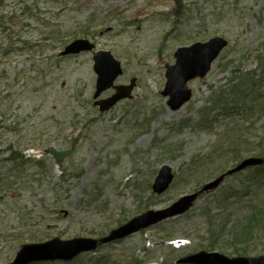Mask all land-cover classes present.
I'll return each instance as SVG.
<instances>
[{"label": "rangeland", "instance_id": "1", "mask_svg": "<svg viewBox=\"0 0 264 264\" xmlns=\"http://www.w3.org/2000/svg\"><path fill=\"white\" fill-rule=\"evenodd\" d=\"M216 36L229 47L204 79L190 84L192 100L171 110L160 94L165 66L177 48ZM81 37L122 61L119 83L137 77L132 100L98 110L92 53L58 56ZM263 42L264 0H0V264H10L24 244L97 238L147 209L166 208L245 149L241 159L264 156L247 146L250 140L264 149V110L230 126L225 112L208 114L211 98L227 96L232 78L260 69ZM202 114L215 121L202 125ZM15 153L19 158L10 159ZM164 164L177 176L158 196L152 184ZM252 168L227 177L187 213L76 263L103 256V264H176L212 244L231 257L264 254V210L250 239L226 226L237 223L240 232L253 225L244 197ZM227 204L230 220L208 216L224 214ZM220 220L227 232L213 239L208 232Z\"/></svg>", "mask_w": 264, "mask_h": 264}, {"label": "water", "instance_id": "2", "mask_svg": "<svg viewBox=\"0 0 264 264\" xmlns=\"http://www.w3.org/2000/svg\"><path fill=\"white\" fill-rule=\"evenodd\" d=\"M228 45V40L223 37H214L206 42H196L190 46L177 49L174 54L175 63L166 65V83L162 96L168 97L167 105L172 110L180 109L191 100L193 92L188 83L197 78H204L212 69L213 62ZM96 45L89 39H76L68 44L62 55H75L82 52H93L94 71L97 75L94 99H97L104 91L115 89V93L99 101L96 105L102 112L111 109L119 101L132 98V92L137 79H131L128 85L115 84V81L124 73L122 63L109 50H95ZM262 159L249 158L243 161L228 174L240 171L249 165L261 164ZM225 175L207 184L204 190L212 189L220 184ZM173 179L171 169L163 167L154 184L156 192L165 191ZM198 196L197 193L187 195L168 209L149 211L134 218L127 224L111 231L102 238L101 243H107L124 238L141 228L155 224L169 216L180 214L187 210ZM98 240L93 238H75L70 240L52 239L44 243L24 245L11 264H30L38 261L72 260L82 252L92 251L97 248ZM180 263L197 264H264V256L259 257H235L229 258L218 253L195 254L180 259Z\"/></svg>", "mask_w": 264, "mask_h": 264}, {"label": "trees", "instance_id": "3", "mask_svg": "<svg viewBox=\"0 0 264 264\" xmlns=\"http://www.w3.org/2000/svg\"><path fill=\"white\" fill-rule=\"evenodd\" d=\"M87 24H85L86 26ZM84 34H88L86 31ZM234 82V83H233ZM229 85L231 87L228 91L225 90L227 96H221L219 98H211L212 102V108L210 109V112H212L214 109H218L219 111L225 112L228 122L227 126H230L233 122V125L238 123L237 119L243 117H249V116H261L263 110H264V68L261 73L254 72H247L242 73L241 76H236L235 78H232L230 80ZM239 85V86H238ZM243 88V90H242ZM218 114V113H217ZM216 114V115H217ZM215 121V118L210 119L206 118L205 114H202V120L201 124L210 125ZM228 128V127H227ZM261 138H263L261 136ZM241 140V139H240ZM240 140L238 139L234 143V148L237 149L240 145ZM253 141L248 140L247 146L251 145L249 148L253 149V147H257L255 150L256 152L263 153L264 149L263 147L259 148V144L254 145ZM250 150V149H245ZM245 150H243L245 152ZM241 152V156L242 153ZM12 155L10 159H17L19 158V155ZM238 157L234 161L239 162L242 157ZM239 158V159H238ZM233 164V165H235ZM231 165V166H233ZM230 167V166H229ZM228 168L227 166L223 167V171H225ZM264 167L256 169V173H250L249 178L246 181V186L244 196L250 197L248 205L251 206L250 216L252 218V227L250 230L248 228H245L243 232H240V237L247 238L249 234H252L255 232L256 228V221L257 220V211L260 209V212L264 210V190H261L264 188V171H262ZM261 170V171H260ZM245 183V181L243 182ZM259 186V187H258ZM248 206V207H250ZM264 213H262L260 216H263ZM263 226L260 223L258 224V227ZM259 228L260 230L263 229ZM238 241V239H237ZM77 260L67 263V264H77ZM104 263V257H99V259L95 262V264H103Z\"/></svg>", "mask_w": 264, "mask_h": 264}]
</instances>
